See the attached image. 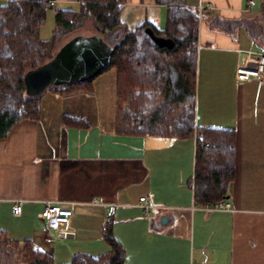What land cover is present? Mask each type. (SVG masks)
<instances>
[{"label":"crops","instance_id":"0c3cea01","mask_svg":"<svg viewBox=\"0 0 264 264\" xmlns=\"http://www.w3.org/2000/svg\"><path fill=\"white\" fill-rule=\"evenodd\" d=\"M182 1L198 7L205 20L217 15L263 22L261 12L251 13L255 0ZM69 3L75 6L61 7L78 5L56 2ZM167 4L124 0L120 19L130 29L142 21L163 27ZM256 41L243 27L230 33L198 23L194 119L234 129V175L224 199L229 210L194 202V136L115 131V69L108 68L90 90L44 91L39 118L24 119L0 137V230L9 239H30L56 263L78 252L107 251L101 228L109 220L126 264H264V81L234 77L246 54L237 49L263 50ZM63 115L86 124H65ZM143 195L152 205L147 210L140 206ZM47 200L73 203V237L43 240L46 232L55 236L37 216ZM15 201L17 215L11 211Z\"/></svg>","mask_w":264,"mask_h":264},{"label":"trees","instance_id":"16d2710c","mask_svg":"<svg viewBox=\"0 0 264 264\" xmlns=\"http://www.w3.org/2000/svg\"><path fill=\"white\" fill-rule=\"evenodd\" d=\"M77 1L76 8H63L48 5L46 0H0V137L24 119L39 118L44 91L65 95L90 90L98 73L83 81L51 84L33 94L25 92L23 76L48 60L63 38L91 26L111 52L109 65L100 72L115 69V131L174 138L194 136V202L203 206L224 200L227 184L234 175V129L200 126L194 119L198 23L202 11L182 0H158L168 3L164 26L158 28L142 21L130 29L120 19L124 0ZM51 8L54 28L48 38H41L39 29ZM261 13L264 15V1ZM208 22L230 33L243 27L259 45L260 40L264 42V24L258 17L214 15ZM146 27L157 36L172 39L171 47L156 44ZM177 110L180 113L173 118L172 113ZM62 121L69 125L86 124L67 115L62 116ZM101 232L109 245L107 251L96 255L74 253L65 263L54 262L50 252L36 247L30 239H9L2 230L0 245L12 246L27 264H126L124 248L112 233L111 221L102 225Z\"/></svg>","mask_w":264,"mask_h":264},{"label":"water","instance_id":"95a60500","mask_svg":"<svg viewBox=\"0 0 264 264\" xmlns=\"http://www.w3.org/2000/svg\"><path fill=\"white\" fill-rule=\"evenodd\" d=\"M145 29L156 44L171 47L172 39L155 35L150 27ZM110 57L111 52L97 32L89 35L74 34L62 41L48 60L24 74L25 92L33 94L51 84L83 81L108 66Z\"/></svg>","mask_w":264,"mask_h":264},{"label":"built area","instance_id":"2783aa9c","mask_svg":"<svg viewBox=\"0 0 264 264\" xmlns=\"http://www.w3.org/2000/svg\"><path fill=\"white\" fill-rule=\"evenodd\" d=\"M48 5H55L57 0H46ZM250 5L253 0H247ZM200 6L199 8H202ZM200 10V9H199ZM244 51L246 54L241 61H238L234 69V77L238 81L247 80L249 78H256L260 81H264V49L263 50H242L237 49L240 53ZM93 200L92 202H95ZM140 206L147 210L152 205L148 203L146 196L139 197ZM72 202L68 201H52L47 200L43 207L37 212V216L44 222L46 230L54 231L55 236L46 232L43 235V240L47 243L54 240V238H69L75 234V228L72 225ZM206 209L213 210H229L230 204L227 201H218L213 204L205 205ZM13 214H19L21 212L20 204L15 201L11 206Z\"/></svg>","mask_w":264,"mask_h":264},{"label":"rangeland","instance_id":"374dc122","mask_svg":"<svg viewBox=\"0 0 264 264\" xmlns=\"http://www.w3.org/2000/svg\"><path fill=\"white\" fill-rule=\"evenodd\" d=\"M256 4L252 7L251 9V13H259L260 14V3L261 0H255ZM59 5V4H58ZM75 6V3H69V4H60L59 6ZM54 13V10L48 9L46 11V18H45V22L44 25L41 29V36L42 37H48L51 35L52 33V29L54 28V22H53V18L52 15ZM261 18H263V24H264V15H261ZM206 21L208 23V25L211 27V25L209 24V17H207V19L205 20L204 16L203 18H200L199 20V27L202 24V22ZM200 29V28H199ZM83 33L84 35H89L91 33H94V30L91 28V26L87 27V28H83L78 30L76 33ZM73 34V35H74ZM72 35V36H73ZM71 35L66 36L65 38H63L61 41H64L66 39H68ZM261 41V45L264 46V42L262 40ZM257 45H259L260 42L256 41ZM180 112L177 110L176 112L174 111L172 113L173 118H175L176 116H178ZM0 264H27L25 262V260L18 255L16 249H14L12 246L10 245H0Z\"/></svg>","mask_w":264,"mask_h":264}]
</instances>
